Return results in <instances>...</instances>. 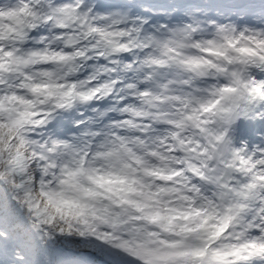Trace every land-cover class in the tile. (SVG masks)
<instances>
[{
	"label": "clouds",
	"instance_id": "clouds-1",
	"mask_svg": "<svg viewBox=\"0 0 264 264\" xmlns=\"http://www.w3.org/2000/svg\"><path fill=\"white\" fill-rule=\"evenodd\" d=\"M242 2L255 12L157 21L195 30L151 25L175 42L145 52L71 5L48 24L47 0H0V191L111 264H262L245 245L264 237V0ZM150 72L147 94L129 90Z\"/></svg>",
	"mask_w": 264,
	"mask_h": 264
},
{
	"label": "snow or ice",
	"instance_id": "snow-or-ice-1",
	"mask_svg": "<svg viewBox=\"0 0 264 264\" xmlns=\"http://www.w3.org/2000/svg\"><path fill=\"white\" fill-rule=\"evenodd\" d=\"M50 13L47 20L48 24H52L59 13L65 11L67 5L79 10L80 18L87 22L92 20L94 23L99 21H110L113 26H119L124 31L120 32L121 36L136 35L140 48L145 52L154 46L163 47L165 49L174 43V40H162L159 33L156 32L151 25L168 32V35L175 37L177 33H183L186 38H190L193 28L192 24L183 27L173 28L170 23L156 24L157 21L170 20H191L195 24L202 23L198 19L201 14L197 9H212L213 18L217 12L227 14L230 11L239 13L244 10L251 13L255 12L254 8H249L242 0H213L212 3L204 4L202 0H152L150 7L142 8L139 6L138 0L128 3V0H119L113 3V0H47ZM155 5H161L156 7ZM211 5H224L226 7L213 8ZM4 12V8L0 5V14ZM131 25V27H129ZM217 27H219L217 25ZM63 25L54 28V31L60 32ZM97 30V29H93ZM223 30V29H221ZM151 33V34H150ZM50 37H41L42 42H47ZM140 48L135 49L140 51ZM125 60H131L127 51L121 53ZM144 53L141 52V56ZM103 59V57H101ZM137 63L144 67L154 66L159 61L152 57H144L140 60L136 58ZM120 60L113 55L111 58L112 69L119 73L116 67ZM129 70H135L136 66L129 63ZM156 73H148L138 82L128 83L129 90H139L140 94H147L143 89V85L149 83ZM127 81H117V83H126ZM133 97H129L131 99ZM124 101H121L123 104ZM118 117L117 119H122ZM260 119L264 120V112L260 113ZM171 179V177H169ZM11 207L5 206L3 196L0 195V264H111V253L106 248L101 247L98 243H93L88 239L83 242L74 241L71 238L64 237L63 234L57 235L52 240L42 228L35 227L30 224L24 213L20 211L19 206L9 197ZM264 212V209L261 210ZM264 231V229H261ZM245 247L259 249L261 257H264V237L253 241ZM176 256H186L187 252H179ZM242 264H254V258L241 257ZM264 264V261H262Z\"/></svg>",
	"mask_w": 264,
	"mask_h": 264
},
{
	"label": "trees",
	"instance_id": "trees-1",
	"mask_svg": "<svg viewBox=\"0 0 264 264\" xmlns=\"http://www.w3.org/2000/svg\"><path fill=\"white\" fill-rule=\"evenodd\" d=\"M0 195L3 196V199H4V203H5V206L6 208L7 207H11V203H10V200H9V196H8V193H7V190L6 189H3L2 191H0ZM105 264H108L107 261H105Z\"/></svg>",
	"mask_w": 264,
	"mask_h": 264
},
{
	"label": "rangeland",
	"instance_id": "rangeland-1",
	"mask_svg": "<svg viewBox=\"0 0 264 264\" xmlns=\"http://www.w3.org/2000/svg\"><path fill=\"white\" fill-rule=\"evenodd\" d=\"M211 7L216 8L215 5H211Z\"/></svg>",
	"mask_w": 264,
	"mask_h": 264
}]
</instances>
